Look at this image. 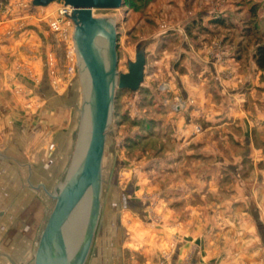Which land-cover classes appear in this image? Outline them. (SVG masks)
<instances>
[{"label":"crops","instance_id":"0c3cea01","mask_svg":"<svg viewBox=\"0 0 264 264\" xmlns=\"http://www.w3.org/2000/svg\"><path fill=\"white\" fill-rule=\"evenodd\" d=\"M240 1L159 0L146 12L142 27L154 31L138 42L146 57L138 116L157 131L119 122L113 109L103 152L111 167L125 150L117 143L140 136L130 170L138 178L115 226H126L124 245L141 264H264V68L254 59L264 0ZM23 14L0 16V264L33 260L81 119L82 100L71 109L65 88L51 84L38 18ZM251 14L259 33L244 29ZM164 19L168 30L158 32ZM153 208L161 218L152 230ZM101 225L90 264L111 252Z\"/></svg>","mask_w":264,"mask_h":264},{"label":"water","instance_id":"95a60500","mask_svg":"<svg viewBox=\"0 0 264 264\" xmlns=\"http://www.w3.org/2000/svg\"><path fill=\"white\" fill-rule=\"evenodd\" d=\"M52 2L73 8L70 19L82 108L72 158L38 240L34 264H84L101 213L102 157L115 91L139 89L144 80L145 48L138 44L134 59L126 62L127 70L117 71L116 26L95 16L93 9L118 8L123 0H31L37 7Z\"/></svg>","mask_w":264,"mask_h":264},{"label":"rangeland","instance_id":"374dc122","mask_svg":"<svg viewBox=\"0 0 264 264\" xmlns=\"http://www.w3.org/2000/svg\"><path fill=\"white\" fill-rule=\"evenodd\" d=\"M134 6H135V11H132V5L128 6H120L118 8H103V9H93V14L98 17H105L108 20H110L112 23L115 24V30L117 31V46H116V53H117V64L116 68L117 71H126L127 70V65L126 62L127 60H133L134 59V54H135V48L139 44V40H142L141 37L149 33L150 31H154L151 28H143V25H146L143 20H146L148 16L145 11L143 10V6L141 4V0H132ZM240 3L242 4L241 6L247 7L250 4L253 3V0H241ZM159 5L156 4L152 11L154 13L157 10V7ZM56 7V2H52L48 4L47 6L43 7V10H39L40 8H36V12H31L34 16H41L43 14H50L54 8ZM34 10V11H35ZM39 10V11H38ZM15 11V10H14ZM0 16L2 17H7L9 16V13L6 15L5 11L3 8L0 7ZM38 18V17H37ZM157 17L155 16V19ZM46 18L39 19L38 22L32 21L34 23H37L41 27V34L38 37L37 41H41L42 43L45 44L47 47V60L44 61V65L47 68V72L49 75H51V84L58 90L65 88L64 94L67 95V103H69L70 108L73 109V107H77L79 105V100H82V89H81V84L79 80V71H78V66L76 63L74 64V71H69V67L71 65V61L67 57V51L69 49V42L67 40H63L62 38H58L57 35L49 28L48 23L45 20ZM263 20V19H262ZM18 21L24 22L25 21L29 22L27 19H19ZM148 22V21H146ZM263 22V21H262ZM22 24V23H21ZM22 25L24 27L25 25ZM141 26H138L140 25ZM20 25V23H19ZM169 25L168 20L164 19L160 22H158L157 26L158 32H163L167 26ZM29 26V25H28ZM162 26H165L163 28ZM260 28L264 29V23H260ZM144 39V38H143ZM146 40V39H145ZM40 51V50H39ZM153 55V53H151ZM150 55V56H151ZM150 60H152V56L150 57ZM68 88V89H67ZM19 92V90H17ZM138 91L136 92H131V91H126L124 89L119 90V94L122 95V97L118 96V102L121 104L119 105L120 110H124L123 113H126L131 116L132 119H138L139 116L141 115L139 113V110H142L138 107L142 104V96L137 94ZM120 97V98H119ZM82 102V101H81ZM173 100L171 101L170 104H172ZM123 103V104H122ZM121 105H125V109L121 108ZM68 111V110H67ZM73 111V110H72ZM142 122H148L149 128H151V133H156V125L154 123V120L151 119L150 121H144L145 118L141 117L139 118ZM127 124V123H126ZM129 125H127L128 127ZM156 130H154V129ZM197 130L199 128L197 127ZM136 135H134V139L136 138ZM132 138V137H131ZM132 140V139H131ZM127 141V140H125ZM153 142V141H150ZM139 144V140L137 141L126 143V142H118L116 145V150H121L124 147V152L121 155L119 152L118 157L114 156V159H117L116 162H112V166L110 167V163L107 162L108 158L105 156L102 157V169H101V182H102V195H101V213L99 217V221L97 224V228L94 232L93 240H92V245L90 248V251L88 253V256L84 262V264H90L91 255L92 252L95 250V246L97 245V241L100 242L99 238L101 235V220H105L108 223L107 228L105 229V233L110 234L107 238L103 240L104 246L106 247L107 245L109 246V249L111 252L107 254H100L99 256V261L100 264H106L105 260H109L110 262L108 264H141V257L137 255L136 252L131 253L130 250L125 247L124 245V228L126 229V226H119L117 228L115 225L116 223V218L119 216V219L121 217L124 218L126 209L129 207L127 204L128 197L126 192L128 191H134V185L137 181L138 175L136 172L133 171L130 172V170L134 169L137 164V158L136 156V150ZM74 149L72 150L73 154ZM107 153V151H106ZM110 153V150H109ZM108 153V154H109ZM120 155V156H119ZM72 156L69 159V162L65 168V171L60 174L59 180L57 184H59L65 177V174L67 172L69 163L71 161ZM131 160V164L128 163V160ZM142 182H144V176L142 179H140ZM133 189H132V188ZM59 191V187L57 185L56 189L53 190L52 194L55 196L57 192ZM51 194V195H52ZM51 196L49 199V206H48V213H47V219L52 211L54 204H55V198ZM111 204V205H110ZM108 206V208H107ZM112 206V208H111ZM113 209V210H112ZM154 209V208H153ZM151 210L150 214V220L146 222L147 227L151 228L152 230L159 224V219L160 213L157 210ZM47 219L44 221L42 224V230L45 226V223ZM40 231V235L41 232ZM113 231H115L113 233ZM113 234V235H112ZM115 234V235H114ZM40 235L36 239V244H35V250L37 247L38 240L40 238ZM112 236V237H111ZM106 237V236H105ZM110 237V238H109ZM108 240V241H107ZM106 242V243H105ZM35 254V251H34ZM29 264H34V256L33 260ZM161 264V263H160Z\"/></svg>","mask_w":264,"mask_h":264},{"label":"built area","instance_id":"2783aa9c","mask_svg":"<svg viewBox=\"0 0 264 264\" xmlns=\"http://www.w3.org/2000/svg\"><path fill=\"white\" fill-rule=\"evenodd\" d=\"M0 7L4 9L6 15L8 13H12L14 10H23L24 14L22 16L25 18L33 16L31 12H36V8H40L39 10H43V7L33 6L31 0H0ZM72 9L73 8L70 5L56 2V7L50 14H48V16L46 15L47 13L41 16H37L40 20L46 18L45 20L48 23L49 28L57 35V37L69 42L67 57L71 61V65L69 67L70 72L74 71V64L76 63V55L72 41V31L74 28V24L70 19ZM162 27L165 28V26ZM165 88L166 86L164 84L160 85L161 90H165ZM184 106L185 101L181 97L175 96L171 104V108L174 110H180Z\"/></svg>","mask_w":264,"mask_h":264},{"label":"trees","instance_id":"16d2710c","mask_svg":"<svg viewBox=\"0 0 264 264\" xmlns=\"http://www.w3.org/2000/svg\"><path fill=\"white\" fill-rule=\"evenodd\" d=\"M158 1L159 0H141V4H142V6L144 7L143 8V10L145 11V13L147 12V10L150 8V9H153V7L158 3ZM130 6V5H132V11H135L136 9H135V6H134V4H133V2H132V0H123V3H122V6ZM255 5L256 4H253L252 6H251V9L252 8H254V9H256V7H255ZM254 9H252V10H254ZM147 14V13H146ZM254 17V14H251V16H249V18L250 19H246V22L248 23V26L246 27V28H244L245 29V31H247V32H251V31H255V32H257V33H259L258 31H257V28L259 27L258 26V24H254L253 25V23H252V21H254L252 18ZM147 21L149 20L148 18L146 19ZM250 23H252V24H250ZM138 26H141V24L140 25H138ZM260 30V29H259ZM261 32H264V31H261ZM262 36L261 37H263L264 36V33H262L261 34ZM262 38H260V40H261ZM263 41L262 42H260L258 45H257V47H256V50H255V52H254V59H255V61H256V63H257V65L259 66V67H262V68H264V39H262ZM119 90L120 89H117L116 91H115V99H114V114L117 116V117H119V122H122V121H128V123L129 124H134V125H141V127L142 128H144V123L141 121V120H139V119H131L130 117H129V115H127L126 113H120V109H119V102H118V96H119ZM124 90H126V91H129L128 89H124ZM138 93L139 94H141V96H142V98H143V100H142V103H144L145 102V92H144V89H142L141 87H139V89H138ZM148 128V130H149V134H151V128H149V126L147 127ZM133 138H134V136L132 137V138H129V137H127V141H125L126 143H130V142H133L134 143V141H137V139L139 140L140 139V136L137 134L136 135V138L137 139H134L133 140ZM132 139V140H131ZM130 140V141H129Z\"/></svg>","mask_w":264,"mask_h":264}]
</instances>
